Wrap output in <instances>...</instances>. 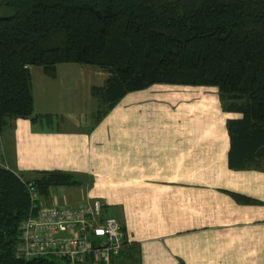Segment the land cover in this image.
Listing matches in <instances>:
<instances>
[{"label": "crops", "instance_id": "crops-1", "mask_svg": "<svg viewBox=\"0 0 264 264\" xmlns=\"http://www.w3.org/2000/svg\"><path fill=\"white\" fill-rule=\"evenodd\" d=\"M75 63H57L54 76L29 66L34 111L60 118L11 119L0 164L26 178L40 169L78 176L80 184L56 185L45 200L99 198L104 215L122 220L132 264H264V168L229 167L226 122L241 113L223 109L217 87L153 83L125 93L95 121L90 88L108 72ZM230 192L259 202L240 203ZM91 238L97 244L104 235L95 228Z\"/></svg>", "mask_w": 264, "mask_h": 264}, {"label": "trees", "instance_id": "trees-1", "mask_svg": "<svg viewBox=\"0 0 264 264\" xmlns=\"http://www.w3.org/2000/svg\"><path fill=\"white\" fill-rule=\"evenodd\" d=\"M0 4L11 9L0 15V136L16 117L32 122L52 117L34 111L30 65H41L54 76L59 62L89 63L108 72L102 85L90 88L98 101L95 121L125 93L153 83L213 85L223 109L241 113L226 122L229 167L264 168V0H0ZM80 183L78 176L66 171L40 169L26 178L0 165V264H66V258L53 254L17 256L18 228L28 215L30 184L48 198L56 185ZM230 193L240 203L259 202ZM130 244L123 237L108 264L120 254L130 258L118 264H132L135 249H127Z\"/></svg>", "mask_w": 264, "mask_h": 264}, {"label": "built area", "instance_id": "built-area-1", "mask_svg": "<svg viewBox=\"0 0 264 264\" xmlns=\"http://www.w3.org/2000/svg\"><path fill=\"white\" fill-rule=\"evenodd\" d=\"M28 192L29 211L19 224L17 256L53 254L66 258V264H82L86 254L92 253L94 260L108 264L122 247L121 220L104 215L99 198H83L76 204L48 203L31 184ZM95 228L104 235L97 244L91 238Z\"/></svg>", "mask_w": 264, "mask_h": 264}, {"label": "rangeland", "instance_id": "rangeland-1", "mask_svg": "<svg viewBox=\"0 0 264 264\" xmlns=\"http://www.w3.org/2000/svg\"><path fill=\"white\" fill-rule=\"evenodd\" d=\"M10 11H11V9L9 8V7H6V6H4V5H1L0 4V15H2V14H7V13H10ZM75 64H81V63H75ZM74 116L76 117V115L74 114ZM59 115H57V114H55V113H52V117L50 118V120L49 121H47L46 119H43L42 121H43V123L44 124H50L51 122H53V124H56L58 121H59ZM90 118V117H89ZM3 161V158H2V156H1V154H0V163ZM1 165V164H0ZM5 166V165H4ZM20 173V172H19ZM23 176H25L26 177V174H22Z\"/></svg>", "mask_w": 264, "mask_h": 264}, {"label": "bare ground", "instance_id": "bare-ground-1", "mask_svg": "<svg viewBox=\"0 0 264 264\" xmlns=\"http://www.w3.org/2000/svg\"><path fill=\"white\" fill-rule=\"evenodd\" d=\"M48 255V254H47ZM39 256V255H38ZM52 256V255H51ZM34 257H36V256H34Z\"/></svg>", "mask_w": 264, "mask_h": 264}]
</instances>
